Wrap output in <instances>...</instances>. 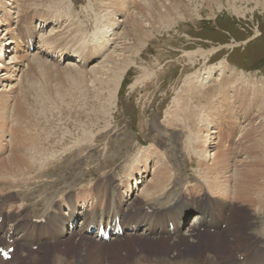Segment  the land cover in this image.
Here are the masks:
<instances>
[{
  "label": "rangeland",
  "instance_id": "obj_1",
  "mask_svg": "<svg viewBox=\"0 0 264 264\" xmlns=\"http://www.w3.org/2000/svg\"><path fill=\"white\" fill-rule=\"evenodd\" d=\"M129 1H132L131 4H128L130 9L126 12H118L119 14H116L115 19L114 17L109 16L110 10L107 9L106 4L102 2V0H62L58 4L53 3L52 0H27L26 3L17 2V5H15V3L11 0L0 1V21L3 22L4 15L7 21V25L5 24V21V23H3L4 25L2 26L9 27L12 25L14 27L13 31L16 33H22L21 37H19L21 40L25 37L23 33H25L24 31L27 28L33 32V38L30 41L32 45L27 52L29 54L26 56L25 63L23 61L21 63L22 71H20V73L17 75V79L13 81V83L16 85V88L13 91L14 95L12 93L11 99L4 97L8 99V101L6 102L5 106L6 112L4 113L1 111L2 113H0V160H5V157H9L8 154L10 153V144L8 130L10 126L8 125L16 124L15 117L11 116L13 110L15 109L13 106L15 105L16 98H18L16 103H22L20 105H23V107H25V111L29 112L27 113V116L24 117L29 121L26 122L24 119L23 121L26 123H22H25L24 125L28 123L27 125L30 124V126H33V128H38L39 126L40 128H38L37 131H39L41 139H44V141H46L48 144L47 146V144L44 143L43 148H34L31 149L32 151L24 152V154L23 151L19 149V153L17 152V154H22L29 157L28 155L33 153L29 158L32 160H34L33 158H36L34 162L31 160L30 161L44 170L50 171L49 173L51 177L49 180H51V182L48 185L51 187L60 188L63 191L68 189L77 190L81 186H90V184L93 183L94 186L90 190H84L81 192L83 197L87 195V197L90 198L91 195H94L93 192L99 189H102V192L109 190L108 188L112 187V185L118 180L124 179L125 174L128 173L126 166L130 165L129 167H132L133 165L136 166L138 163L141 164V161L145 159L146 154H151V159L148 160L149 162L147 163V169L145 171L146 177L144 180H142V183L137 184L135 190L132 191L130 195L132 198L136 193H139L140 188L148 182V177L150 176L151 178V170L154 169L153 163L155 161L157 162L160 158V160H164L166 155L167 158H172V161L176 159L179 160V162L185 161L184 157L187 158L190 155H192L194 158H198V155L191 147L192 141L193 139L197 138V135L193 133V137L191 136L192 140H190V134L188 133L189 131L187 129V127L194 121V124L200 122L201 120L205 122L202 126L200 125L203 129H199L197 131L198 136L206 133V129H218L223 141H235V143L237 140V143L239 140L240 143L245 141L244 145L247 146V148L250 146L249 152L252 156H261L263 154L264 0H184L186 3V11L183 13H188V15L183 14L182 11L172 10L169 14H165L164 18V20L171 19L169 22L170 24L167 25L161 20V22L159 21L160 23L157 22L153 24V26H156L154 29H152V27L150 28V26H147L148 29L150 28V32H148L150 33L149 37L141 42L143 43L140 49L141 52L138 51L136 54L135 52L137 50L135 51L136 48L134 49L133 56L131 55V52L133 47H135V44L139 43V40L136 39L135 42L132 40L131 44L134 45H132V49H129L131 51L125 52L126 56H132L129 58L130 63L116 92V99H113L114 101L112 100L113 103H108L106 100L108 97L107 90L103 88L102 82L100 81L102 78L106 77V75L100 70L102 68V71L104 70L107 72L109 65H111L108 58L107 59L109 61H106L107 55H111V57H115L116 59L118 58V53L121 54L119 50V43L121 42L118 40L120 38L119 35H121L123 30H125V26H129V24H125V16L127 17V14L133 9V6L135 5L133 3L135 0ZM154 1L155 0H152L153 4H157L154 5V7H158L160 10H164V5L169 3L166 0ZM8 2L12 3V5H7ZM161 2H163V5ZM141 3L145 4H143L144 9L142 10V13L144 12V14L145 12L149 14L148 12L150 9L154 8L153 4L149 5L150 3L148 0H143ZM159 4H161V6ZM147 6H150V8ZM145 7H147L149 11ZM25 8H27V12L22 14L21 23L16 24L15 17L19 13L23 12ZM46 10L51 12V17L52 15L62 17V22L61 20L59 21L60 27L56 28L55 30L53 29V31H50V29L53 27L51 24L46 25V28H41V13L42 11ZM184 15L185 17H183ZM136 16L140 17V14H137ZM116 19L117 25L115 24L111 28L109 22L115 21ZM139 19L142 18L140 17ZM121 21L123 22L121 23ZM145 21L142 19V22ZM76 26L79 29H77ZM70 31L72 32L70 33ZM49 32L53 34L62 32V35L73 37L74 42L70 41V44L68 43L71 46L70 49L72 52L73 49L81 47L83 48L85 45L84 51H86L88 57L90 56L88 62L81 66H78L80 63H77V65H74L77 67V70L70 71L65 67H73L72 65H67L68 60L66 59L69 57L68 55L70 53H68L67 56L64 55L61 57V60L58 61V64H56V61L53 60L45 61L46 59H41V62L39 63L34 61L32 57L36 52L39 40L43 36L48 37V34L51 35ZM110 32H112L110 38L112 37L113 39L117 37L118 39H111L113 43L110 42L106 48H102L101 39H103L104 36L108 35ZM16 35L19 36V33ZM8 37L10 36L6 35L2 38L0 37V46L6 42ZM199 50L206 51V54L204 55L205 58L204 56H200V54H194L195 57L190 55L192 58L188 56L189 53H195ZM80 51L82 52L83 50ZM4 57L6 58V55H4ZM54 60H57V57ZM225 61L228 68L225 71V74H220V62L224 63ZM116 62L118 63L119 60ZM33 66H35V68ZM50 67L52 68L50 69ZM210 71L212 80L209 78L210 81L208 80L209 82L205 88V91H210V93L207 95L210 97L208 101L202 95L198 99L200 100V103H203L200 104L198 100H194V103L196 104V106H194L192 104L193 99L189 97V105L187 104V107H191L190 114L187 111H182L180 114L178 111L176 112L175 107L177 102L179 101L182 103L183 101L181 94L178 93L184 91L183 87L185 77L188 74H193L195 72L205 75ZM76 72L77 75L81 74L82 78L76 77ZM71 76L74 81H72ZM220 78H222V80H220ZM76 79H78V82H76ZM19 80L21 83L18 82ZM80 81L83 84H81ZM221 81L224 85H228L227 87H229L232 92L227 91L229 93H224L217 90L220 88L219 84ZM18 84H21V87ZM31 84L34 86L32 87ZM68 84L71 85L70 88ZM90 84L93 85L90 86ZM88 86L90 88H88ZM99 86H101L102 89ZM103 89L104 91L102 92ZM36 90L39 94H37ZM33 93H35L38 97L35 95L34 97ZM59 93L62 94L63 98L60 97L61 95ZM231 93H233L232 97ZM3 94L7 96L9 93L3 92ZM23 94L25 95L24 97H22ZM30 96H32V98H30L31 100L29 99ZM32 99L34 101H32ZM56 99H58V101H56ZM230 99H234L236 101L235 102L232 100L238 105V109L240 106H242L244 110H234L235 106L229 102L231 101ZM210 100L212 102H210ZM13 103L14 105H12ZM111 103L112 105H110ZM198 103L200 106L197 105ZM200 108L202 110H200ZM29 109H32L34 112L32 110L31 112ZM103 110H109V112L105 113ZM94 112H97V114L95 115ZM191 114V119L187 121L185 120L187 124L184 123L185 121L182 119L190 116ZM9 115L14 119H12ZM100 115H102V118ZM165 115L167 117L169 116L171 119H173V121L169 117V119L165 118ZM243 116L245 117L244 119ZM199 118L201 120L197 121ZM101 119L103 120L101 121ZM242 119L244 120L243 123H241ZM152 120L155 121L158 128L160 127V129L163 131L166 130L171 133L169 142L168 140H164L162 133L159 132L157 128H154L152 124H150ZM167 120H170L168 125L167 123L164 124V122ZM246 125L250 127V130L248 128L247 135L243 134L242 138L240 139L241 130L243 131V127ZM252 132L254 134H252ZM203 137L200 140V144H203ZM137 139L140 141L142 140V143L137 142ZM153 143L156 144L155 152H152L153 155L149 152L142 153L145 147H150V144L152 145ZM200 144L198 142L196 148H198ZM232 148L234 149V152H237L235 145ZM236 148H238V146ZM211 151L214 152V149ZM211 151L210 153H212ZM154 153H156L157 156H159V154L161 156L157 157L154 155ZM241 155H239V157H241ZM53 158H58V163L55 164L56 167L52 168L51 165L47 166L44 160ZM189 162H187V166H191H186V171H183L187 175L186 177L188 182H186L187 184L184 183L185 187L194 184V177H197L199 171V167L196 163L191 161ZM157 164L159 165L160 162H157ZM228 171L230 178H233L234 166L231 165ZM0 172L3 173V170L0 169ZM230 172L233 174L231 175ZM1 175L0 177L3 178V174ZM6 175L7 174H5L4 177L6 179L0 178V196L4 199L6 197V201H8L10 198V202L15 204V202H18V200L10 197L11 189L7 187L5 181H9V179L13 177L17 179L14 180L15 182L13 180L12 181L14 183H18V181H22L27 177L15 175V173L9 174L8 176ZM45 180L46 177L42 178V176L35 178V180L32 182L26 183L28 184L26 189L40 186L42 182L45 184ZM2 183H4V185ZM190 183L192 184L189 185ZM14 187H17L16 184ZM50 190V188L45 187L44 193L49 192V196H51ZM60 192L61 190L54 193L58 196V193ZM127 205L128 204L125 201L123 207L125 208ZM21 206L22 209L17 211L18 214L16 217L22 215L21 217L28 221V218L33 216L27 207L23 205ZM246 207H248V209ZM235 208L233 210V225L237 227V223H243L242 226L248 224V216L251 217V213L248 210L250 208L252 209V206L238 204V206ZM124 215V218H126L127 213ZM14 219H11V221ZM77 221H79V219L75 220L74 225L76 226H74V228L77 227ZM189 222L190 219L184 223V227ZM112 234L113 233H109V236ZM89 235H91L90 231ZM124 237L126 239L128 238V242L131 243L122 241L121 243L116 244L113 241H109V239H105V247L99 248V255L98 257L96 255L95 264H129L132 260V256L136 252L145 253L147 251L151 254L165 255L167 253L171 254L173 249V247L168 245L167 242L163 244H155L157 242L144 243L134 238L133 240H130L126 235H124ZM208 240L209 239L207 237L201 236V243L207 241L206 245H208L210 251L219 255L221 254V257L228 255V247L226 248L224 245L225 247L218 246L214 249L211 245H209L211 242ZM69 241L70 242L68 243L65 242V244H59L58 248H62L61 250L68 254L73 255L75 253L77 257L79 253H82L83 247L81 249L80 247L83 245V243L85 244L84 246H86L85 248H87L89 251L94 246L93 238L91 237L82 240L78 239L79 243L77 245L73 243V239ZM80 241L82 244H80ZM145 241L147 240L145 239ZM191 246L187 245L186 248H191ZM13 247L15 250L17 249L16 246ZM205 247L206 246H204V248ZM204 248H202V246L199 244L197 249H190L189 251H184L181 253L183 256L188 254L196 255L197 251H200ZM49 249L44 248V251L47 252ZM177 251H179V248Z\"/></svg>",
  "mask_w": 264,
  "mask_h": 264
},
{
  "label": "bare ground",
  "instance_id": "obj_2",
  "mask_svg": "<svg viewBox=\"0 0 264 264\" xmlns=\"http://www.w3.org/2000/svg\"><path fill=\"white\" fill-rule=\"evenodd\" d=\"M11 1L14 2L15 5H17V2L26 3L27 0H11ZM61 1L62 0H52V2L55 4H58ZM142 1L143 0H135L133 2L135 5L134 6L132 5L133 9L127 14V17L125 16L126 20H124L125 24L127 25L129 24V26L124 25L126 28L125 30H123L121 35H119L120 36L119 39L117 37L113 39L112 37L110 38L112 32H110L108 35L105 36L103 35L104 38L101 39L102 48H106L108 44H110V42L113 43L111 39L114 40L117 38L119 42L121 41L119 43L120 45L119 50L121 54L118 53V58L116 59L115 57H111V55H107V57L105 56L106 59L108 58L110 60L109 63L111 65H109L107 72L103 70L105 73L102 71V68L100 70L103 74L106 75V77L103 76L104 78H102V80L100 81L102 82L103 88L107 90L108 97L106 100L108 101V103L112 102L113 99H116L115 98L116 92L118 90L119 85L121 84L123 75L130 63L129 58L133 56L135 48H136L135 51L137 50L135 52L136 54L138 51L141 52L140 49L143 44L141 42L149 37L150 33L148 32H150L149 31L150 28L152 27V29H154V27H156L153 26V24L159 21L161 22L162 20V22L168 25L170 24L169 22L171 19L164 20L165 14H169L170 11L172 10L182 11V13L186 11V3L184 0H166L169 3L167 5H164V10H160V8L158 9V7L157 8L154 7V5L157 4L155 3L153 4L152 0H148V2L150 3L148 4L149 5L153 4L154 8H152L151 6L152 9H150L149 11L148 8H150V6H147L148 8L145 7L148 9L149 12L148 11L147 12L149 14H147L146 12L144 14V12L142 13V10L144 9L143 6L144 3H141ZM102 2H104L106 4L107 9L110 10L109 16L114 17L115 19L116 14H119L118 12L121 11L126 12L127 10L130 9L128 7V4L129 3L131 4L132 1L102 0ZM163 2H161L162 5ZM7 5H12V3L8 2ZM159 5L161 6V4ZM25 12H27V8H25L23 12L19 13L15 17L16 24L21 23V16ZM135 14L136 15L140 14V17L144 19V21L145 20L146 21L142 22V19H139L140 17H137ZM183 14L188 15V13H183ZM50 15H51L50 11L48 10L42 11L41 13L42 18L40 20V23H42L41 28H46L47 27L46 25H50V24L53 25L52 29H50V31H53V29L55 30L56 28L60 27L59 21L61 20L62 22V17L56 15H52L51 17ZM185 15L183 17H185ZM3 18L5 20L3 19V22L0 21L1 24L0 33L2 32L0 37L2 38L6 35H9L10 37H8L6 42L0 46V59H1L0 60L1 62L0 63V108H1L0 113L6 112L5 106L8 99L4 97L10 99L12 97V93L16 88V85L13 83V81L17 79V75L20 73V71H22L21 63L22 61L24 63L26 61V56H28L29 54L27 52L29 51L30 46L32 45L30 41L33 38V32L29 30V28H27L24 31L25 33H23L25 37L21 40L19 37H21L22 33L18 32L19 36L16 35L18 33L13 31L14 27L12 25L9 27L2 26L4 25L3 23H5L6 21L5 15L3 16ZM122 22L123 21H121V23ZM109 23H110L109 25H111L112 28V26H114L115 24L117 25V19ZM5 24L7 25V21ZM147 26L148 27L150 26V28L148 29ZM77 29L79 28L77 27ZM71 32L72 31H70V33ZM50 34L51 35L48 34V37L43 36L39 40L36 52L33 54L35 57L34 56L32 57L34 61H37L39 63L41 62V59H46L45 61L53 60L56 61V64H58V61L61 60V57H63L64 55L67 56V54L70 53L68 55L69 57L66 59L68 60L67 65H72L73 67L65 66L66 69L70 71L77 70L76 69L77 67L74 66L75 64L77 65V63H80L78 66H81V65H85L88 62L90 56L88 57L86 51H84L85 45L83 46V48L81 47V48L73 49L72 52V50L70 49L71 46L69 45L70 44L69 42L70 41L74 42L73 37L62 35V32H58L54 34L50 33ZM136 39L139 40V43H136L137 45L135 44V47H133V50L131 52L132 56L131 55L126 56L125 52L128 51L130 52L131 50L129 49L132 47V45H134L131 44L132 40L135 42ZM80 50L83 51L81 52ZM194 54L196 55L200 54V56H204L206 54V51L199 50L195 53L194 52L189 53L188 56L190 55L194 56ZM4 55H6V58L4 57ZM56 57L57 60H54ZM108 59L106 60L107 62L109 61ZM118 60L119 62L117 63L116 61ZM220 63H221L220 74H225V71L228 68L226 65V61L224 63L222 62ZM33 67L35 68V66ZM51 68L52 67H50V69ZM75 76L82 78V75L81 74L77 75V72ZM29 77H30V73H29ZM209 78L212 80L211 71L205 75L196 72L193 74H188L184 79V87H183L184 91L178 93L181 94L183 101L182 103L179 101L177 102L175 111L176 112L178 111L179 114L182 111H187L190 114L191 107L190 108L187 107L189 97L193 99L192 104L194 106H196L194 100H198L200 103V100L198 98L202 95L208 101L210 97H208L207 95L210 93V91H205L206 90L205 88L208 82L210 81ZM71 79L72 81H74L72 76ZM77 80L78 79H76V82H78ZM220 80H222V78H220ZM18 82L21 83L20 80ZM81 84L83 83L81 82ZM18 85L21 87V84ZM91 85L93 84H90V86ZM219 85L220 88L217 90L224 93L232 92L229 89V87H227L228 85H224L222 81ZM33 86L34 85H32V87ZM70 87L71 85H69V88ZM99 87L101 88V86ZM88 88L90 87L88 86ZM104 89L102 90V92L104 91ZM50 90L53 91L52 89ZM3 92H7L9 94L5 96ZM37 94L39 93L37 92ZM59 94L58 95L63 98L62 94L61 93ZM34 95L37 96L35 93H33V96ZM232 95L233 93H231V97ZM24 96L25 95L23 94L22 97ZM30 98H32V96H30L29 99ZM17 99L18 98H16V102ZM211 100L210 102H212ZM230 100L231 101L229 100L228 101L235 106L234 110L235 109L237 110L242 109L241 111L244 110L242 106H240L238 109V105L235 103L236 101L234 99H230ZM232 100H234L235 102H233ZM32 101L34 100L32 99ZM56 101H58V99H56ZM16 102L15 105L14 103L12 104L14 105L13 107H15V109L13 110V113L11 112L12 113L11 116L15 117L16 124L8 125L10 126L8 130L10 153L8 154L9 157L7 158L5 157V160H0V166H1L0 169L3 170V173H1L2 171L0 173L3 174L4 177L5 174H7L6 176H8L9 174L15 173V175L26 176L27 178H25L22 181H18V183H14L15 182L14 180H16L17 178H13V177L10 178L11 180L8 178L9 181H5L6 183L3 181L7 185V187L11 189L10 197L15 198L16 200H18V202L12 204L10 202V198L9 199L7 198L8 201H6L5 200L6 197L4 199L0 196V217H1L0 246L5 249L9 246H16L17 249L16 250L15 248L13 249L12 255L9 260L3 261L0 258V264H95L96 255L97 257L99 255L98 254L99 248L105 247L106 244L104 241L103 234H98L99 227L101 225L102 231L104 232L106 230H109L111 232L113 231L112 225H114L113 223L116 220H119L123 232L121 233L120 231H116L115 233H113L108 237L109 241H113L116 244H119L122 241L131 243L128 242L129 241L127 240L128 238L126 239L124 237V235H126L129 237L130 240H133L134 238L144 243L157 242L155 244H163L167 242L168 245L173 247L171 254L167 253L165 255L151 254L147 251L145 253L136 252L132 256V260L129 264H264V147L262 148L263 156L262 155L252 156L251 153L249 152L250 146H248L247 148V146L244 145L245 141L242 143H240V140L238 143H237L238 140L236 141V143L235 141H229V142L223 141L218 129L217 130L206 129V133H203L201 136H198L197 131L199 129L202 130L203 128H201V126L205 123L199 118L197 121L201 120L200 122L194 124L195 122L194 121L193 123H191V125L188 124L189 126L187 127L189 131L188 133L190 134V137L188 135L190 140H192L193 133L197 135V138L193 139L191 147L193 148L194 152H196V154L198 155V158H194L192 155H190L187 158L184 157L185 161H181V162H179V160L176 159L172 161V158H167V155L165 156L164 160H160L161 158L158 160L156 158L158 160L157 162H160V164L158 165L156 161L153 163L154 169L151 170V178L150 176L148 177V182L144 184L140 188V192L136 193L135 196L132 198L130 196L132 191L135 190L137 184L142 183V180H144V178L146 177L145 171L147 169V163L149 162L148 160L151 159L150 156L151 154H146L145 159L141 161V164L138 163L136 166L133 165L132 167H129L130 165L126 166V168L128 169L127 170L128 173L125 174L124 179L118 180L116 183L112 185V187L108 188L109 190H105V192H102L103 190L99 189L93 192L95 197L94 195H91L90 198L87 197V195L83 197L81 192L84 190H90L94 186L93 183H91L90 186H86V185L81 186L77 190L68 189L63 191L60 188L51 187L48 185L51 182V180H49L51 177L49 173L50 171L49 170L46 171L43 168L33 163L36 157L33 158L34 160L29 158L30 155L33 153H30V155H28L29 157L22 154L19 155L17 154L19 149H21L24 154V152L32 151L31 149L34 148H43L44 143H46V141H44V139L43 140L41 139L40 133L39 131H37L38 128H40L39 126L38 128L36 127L33 128V126H30V124L27 125L28 123L24 125L27 121H29L26 120V118H24L27 116V113L29 112L25 111L24 109L25 107H23V105H20L22 103H16ZM112 103L110 105H112ZM199 103L197 104L198 106H200ZM29 110L31 111L32 109ZM200 110L202 109L200 108ZM97 112L96 113L94 112L95 115L97 114ZM106 112H109V110L105 111V113ZM192 114L190 116L183 118L182 120L187 121L191 119ZM100 116L102 118V115ZM168 117L166 116L165 118L169 119L170 117L169 118ZM244 118L245 117L243 116V119ZM24 119L26 120V122L23 121ZM243 119L241 123L244 122ZM102 120L103 119H101V121ZM171 120L173 121V119ZM186 121L184 123H186ZM168 122H170V120L165 121L164 124L167 123L168 125ZM150 124H152L154 128H157L158 131L162 133V137L164 138V140L166 141L168 140L169 142V139L171 137L170 132L166 130L163 131L162 129H160V127L158 128L154 120H152ZM243 128H241L243 129V131L240 129L241 130L240 139L242 138L243 134L247 135L248 128L250 130V127L248 125H246ZM253 132L252 134H254ZM202 137L204 138L203 139L204 141L202 140L203 144H200V140L202 139ZM141 141L137 139V142H141ZM198 142L200 146L196 148ZM155 145L156 144L153 143L152 145L150 144V147H145L142 153L155 152V147H156ZM234 145H235V149H237V152L233 151L234 149L232 147ZM237 146L238 148H236ZM191 147L189 148L192 149ZM213 149L214 152L211 151ZM210 151L212 153H210ZM154 155H156V153H154ZM239 155H241V157H239ZM159 156L161 155L159 154ZM30 160L33 162H31ZM189 161L196 163L197 166L199 167V171L197 177H194L193 180L194 184L190 183L189 185L192 184L191 186L185 187L184 183L187 182V177H186L187 175L184 172L186 171L188 166H191V165L187 166V162ZM44 162L47 164V166L51 165L53 168L56 167L55 164L58 163V158H53L49 160L46 159L44 160ZM231 165L234 166L233 178H230V175L228 174L229 172L228 169L231 167ZM231 172L230 174L232 175L233 173ZM40 176H42V178L46 177L45 184L42 182L40 185L41 187L36 186L31 189H26L28 185L26 184L27 182H32L33 180H35V178H39ZM4 183L2 184L4 185ZM15 184L17 187H14ZM45 187L51 189L50 190L51 196H49L50 194L49 192L44 193ZM60 190L61 192L58 193L57 196L54 192H58ZM125 201L128 205L124 208L123 205ZM238 204L252 206V209L250 208L251 210L250 209L248 210L251 213V217L248 216L249 219V221H247L248 224L242 226L243 223L242 224L237 223V227H236L233 225V210L236 206H238ZM21 205L27 207L30 210L31 215L33 216L31 218L26 217L29 219L28 221L24 220L21 217L22 215L16 217V215L18 214L17 211L22 209ZM246 208L248 209V207ZM125 213H127L126 218H124ZM11 219L14 220L11 221ZM77 219H79V221H77V227L74 228V226H76L74 225V222ZM188 219H190V222L184 227V223ZM92 228H95V231H93V233L89 235V230ZM201 236L207 237L210 240L208 241L211 242V244L209 245H211L214 249L217 248L218 246L221 247L224 245L226 246V248L228 247L227 250L228 255L221 257L220 256L221 254L219 255L217 253H213L212 251H210L208 245H206L207 241L201 243L200 241ZM89 237L93 238V243H94L93 248L89 251L87 250V248H85L86 246H84L85 244L83 243V245L80 247V249L83 247L82 253H79L78 257L75 255V253L73 255L68 254L62 251L61 250L62 248H58L59 244L60 245L65 244V242L68 243L70 242L69 240L71 239H73V243L77 245L79 243L78 239L82 240V239H87ZM145 239L148 242L145 241ZM80 244H82L81 241ZM199 244L202 246V248H204V246H206L207 248L205 247L204 249L197 251L196 255H191V254H188L186 256L182 255L181 252L189 251L190 249H195V248L197 249ZM187 245L190 246L192 245V246L191 248H186ZM51 246L54 247L52 248ZM44 248L47 249L50 248V249L46 252L44 251ZM178 248L179 251H177Z\"/></svg>",
  "mask_w": 264,
  "mask_h": 264
}]
</instances>
